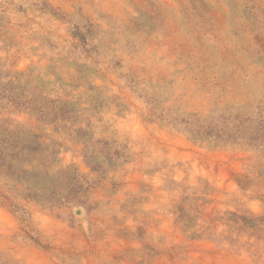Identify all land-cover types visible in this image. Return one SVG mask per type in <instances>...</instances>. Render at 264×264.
<instances>
[{
    "label": "rangeland",
    "instance_id": "obj_1",
    "mask_svg": "<svg viewBox=\"0 0 264 264\" xmlns=\"http://www.w3.org/2000/svg\"><path fill=\"white\" fill-rule=\"evenodd\" d=\"M3 119L60 194L0 175V264H264V238L190 239L178 210L196 188L197 228L264 215V0H0Z\"/></svg>",
    "mask_w": 264,
    "mask_h": 264
},
{
    "label": "trees",
    "instance_id": "obj_2",
    "mask_svg": "<svg viewBox=\"0 0 264 264\" xmlns=\"http://www.w3.org/2000/svg\"><path fill=\"white\" fill-rule=\"evenodd\" d=\"M80 42L81 47L86 44L83 40H80ZM43 101V105L39 108L42 115L44 107L48 108L50 112H54L56 116L65 119L73 113L74 102L69 99H49L44 97ZM78 130L81 129L78 128ZM39 141L40 135L31 128L24 127L21 124L13 125L7 119L1 120L0 175L13 179L15 183L22 187L21 190L26 194H48L53 199L60 194V190L57 187V175L50 172L52 167L51 160L49 157L42 156L33 158V156L37 155ZM87 153L88 151H84L85 158H88ZM33 161L38 162L36 165H32ZM67 171L69 170L60 169L56 174H65ZM190 189L193 191L190 194L184 195V207L180 205L178 208L180 214L182 212L179 220L183 223L184 233H186L188 238L193 239L202 235H208L216 241L225 240L232 245H239V237L242 234H247L250 237L257 236V238H264V215H246L231 210L225 211L221 216L210 217L209 220L204 221L206 223L205 226L202 225L197 228V216L200 211L196 208L195 203L198 200V196L194 192L196 188ZM204 191L202 193H206ZM10 207L14 211L20 212L22 216L26 212L17 204H10ZM217 223L227 227L225 233L215 232ZM193 228L194 230H192Z\"/></svg>",
    "mask_w": 264,
    "mask_h": 264
}]
</instances>
